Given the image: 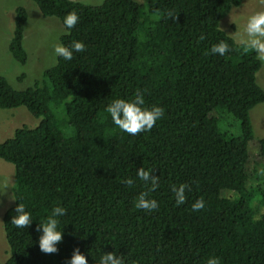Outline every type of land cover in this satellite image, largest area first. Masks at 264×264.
Returning a JSON list of instances; mask_svg holds the SVG:
<instances>
[{
    "label": "trees",
    "instance_id": "obj_1",
    "mask_svg": "<svg viewBox=\"0 0 264 264\" xmlns=\"http://www.w3.org/2000/svg\"><path fill=\"white\" fill-rule=\"evenodd\" d=\"M31 1L43 17L60 21L59 43L80 41L85 50H73L71 60L56 56L21 90L0 75V109L23 106L39 118L0 141V159L13 166L12 203L1 218L8 255L0 264H69L75 248L88 264H99L105 252L124 264H205L211 256L220 264H264V176L247 167L249 110L264 102L255 82L261 63L218 26L241 0ZM71 11L79 20L67 29ZM13 14L7 51L24 64L27 14L22 6ZM220 41L229 52L211 54ZM138 90L143 107L164 114L133 136L106 107ZM231 119L238 134L222 129ZM256 151L264 160V137ZM141 167L158 176L154 191L137 177ZM182 183L190 190L177 205L172 186ZM146 191L157 210L135 207ZM198 199L205 207L194 212ZM18 203L32 216L27 228L11 223ZM55 206L65 209L57 217L63 239L56 253L45 254L36 228Z\"/></svg>",
    "mask_w": 264,
    "mask_h": 264
},
{
    "label": "rangeland",
    "instance_id": "obj_2",
    "mask_svg": "<svg viewBox=\"0 0 264 264\" xmlns=\"http://www.w3.org/2000/svg\"><path fill=\"white\" fill-rule=\"evenodd\" d=\"M86 4L96 5L101 0H77ZM24 7L27 19L23 29L22 46L26 52V61L20 64L12 59L7 51V42L13 27V9ZM264 10L261 0H241L238 6H231L218 26L239 43L238 33H242L248 16L256 11ZM64 28L55 17H43L31 0H0V75L17 90L32 86L35 80L41 78L44 69L55 63L52 45L59 43L60 34ZM255 73L256 84L264 89V62H261ZM39 118L32 116L28 110L19 106L10 109H0V141L9 137L14 128L21 125L33 127ZM249 120L253 138L248 142V170L254 168L261 172L264 160L257 158L256 142L264 137V102L257 103L249 110ZM229 126H222L230 134H238V122L231 119ZM262 173V172H261ZM242 173H238L241 176ZM264 176V173H262ZM13 166L0 159V261L7 254V243L2 228V214L12 203Z\"/></svg>",
    "mask_w": 264,
    "mask_h": 264
},
{
    "label": "clouds",
    "instance_id": "obj_3",
    "mask_svg": "<svg viewBox=\"0 0 264 264\" xmlns=\"http://www.w3.org/2000/svg\"><path fill=\"white\" fill-rule=\"evenodd\" d=\"M264 3V0H261ZM167 16L173 20L177 19V15L169 11ZM79 16L75 11L66 14L63 20L65 28L71 29L78 23ZM238 40L242 46L244 53L254 52L256 58L264 62V10L256 11L248 16L244 25L242 33H238ZM205 39L201 34L199 40ZM54 55L63 57L65 60H71L73 57V50L75 52H83L85 50L84 43L80 41H72L71 47H66L61 43L52 45ZM229 45L220 41L211 46V54H218L224 56L229 52ZM207 54V53H206ZM145 101L142 91L138 90L135 93L134 99H115L106 107V112L110 114L114 124L122 131L130 134L137 135L144 131L151 130L155 123L162 118L164 109L162 107L153 105L143 107ZM264 173V169L261 170ZM137 177L144 181L146 185L150 184L148 191H154L159 186L158 176L151 174L150 171L144 168H138ZM129 187H132L134 182L131 178H125L123 181ZM186 190H190L187 184H180L179 186H172V191L175 197V203L181 205L185 203ZM148 191L139 194L135 207L143 209L148 212L158 209V203L154 199H149ZM205 201L198 199L193 202L192 210L194 212L204 209ZM16 215L11 218V223L17 228H27L33 221L31 214L25 210L23 203H18L14 209ZM65 215V209L61 206L52 208L51 213L47 218L38 223L36 231L40 232L38 238L39 250L45 254H53L58 251L57 244L63 239L61 230H58L57 217ZM69 264H88L86 257L81 254L78 248L73 249ZM99 264H124L122 256H117L114 252H105L99 261ZM130 264H136L133 260ZM205 264H220L219 258L211 256L207 258Z\"/></svg>",
    "mask_w": 264,
    "mask_h": 264
}]
</instances>
